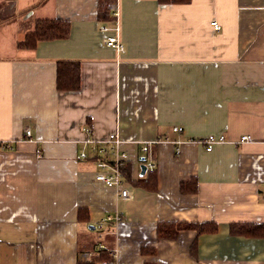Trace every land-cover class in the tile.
<instances>
[{
	"label": "crops",
	"instance_id": "0c3cea01",
	"mask_svg": "<svg viewBox=\"0 0 264 264\" xmlns=\"http://www.w3.org/2000/svg\"><path fill=\"white\" fill-rule=\"evenodd\" d=\"M109 8L101 22L99 0H0V264H91L101 253L115 264H264V237L230 233L264 224V0ZM41 19L70 21V37L17 48ZM101 25H117L124 52ZM63 60L81 63L76 92L57 89ZM111 134L129 155L125 199L95 180L87 143ZM211 134L226 141L194 142ZM145 144L155 190L139 182L154 175L140 176ZM179 223L217 230L159 238V224Z\"/></svg>",
	"mask_w": 264,
	"mask_h": 264
},
{
	"label": "trees",
	"instance_id": "16d2710c",
	"mask_svg": "<svg viewBox=\"0 0 264 264\" xmlns=\"http://www.w3.org/2000/svg\"><path fill=\"white\" fill-rule=\"evenodd\" d=\"M161 4H184L190 0H158ZM115 0H99L98 18L101 22H108L113 19L110 12V5ZM71 34V22L59 19L37 20L33 31L17 43L19 49H35L39 42H50L68 39ZM82 81L81 63L79 61L63 60L57 63V89L65 92H76L80 90ZM96 161V158H95ZM128 164V163H127ZM127 164L123 168L125 178L130 177ZM148 189L155 190L157 185L156 175L147 176L139 181ZM181 191L184 193L195 192L196 187L183 184ZM181 230H196L198 234L214 233L217 230L215 223H179L159 224V238H177ZM230 233L235 236L264 237V224L233 223L230 226ZM98 261L110 260L107 254L101 253ZM97 260L91 264H97ZM80 264V262H79ZM88 264V263H87Z\"/></svg>",
	"mask_w": 264,
	"mask_h": 264
},
{
	"label": "built area",
	"instance_id": "2783aa9c",
	"mask_svg": "<svg viewBox=\"0 0 264 264\" xmlns=\"http://www.w3.org/2000/svg\"><path fill=\"white\" fill-rule=\"evenodd\" d=\"M212 26L215 28V30H220V25L216 21L212 22ZM117 30V25H101L98 29V32L106 35L105 43L108 47L114 48L120 52H124V46L117 36ZM173 131L182 132L183 128L174 127ZM26 136L28 138H31L32 133L30 129L26 131ZM249 140V136H242L240 139V143ZM225 141L226 137L224 135L211 134L202 139L195 140L194 142L203 145L207 151H212L216 144ZM87 143L91 145L90 152L92 153L93 157L96 158L95 163L97 167V173L95 174V180L107 187L116 189L121 198H128L130 196V193L126 187L127 181L123 174V168L128 163L129 155L121 148L122 140L120 139V137L116 134H111L102 140L89 139L87 140ZM142 151L145 153L146 173L154 174L156 172L157 164L151 154L149 145L145 144L142 147ZM89 157L90 155L88 152H82L80 154L81 159L86 160L89 159ZM121 220V214L109 216L105 219V221L107 222L114 221L116 223L120 222ZM102 227V224L97 225L98 229H102ZM102 264L115 263L112 260L104 261Z\"/></svg>",
	"mask_w": 264,
	"mask_h": 264
},
{
	"label": "water",
	"instance_id": "95a60500",
	"mask_svg": "<svg viewBox=\"0 0 264 264\" xmlns=\"http://www.w3.org/2000/svg\"><path fill=\"white\" fill-rule=\"evenodd\" d=\"M143 160H145V159H143ZM145 173H146V165H142L141 166V173H140V176L141 177H144L145 176Z\"/></svg>",
	"mask_w": 264,
	"mask_h": 264
}]
</instances>
